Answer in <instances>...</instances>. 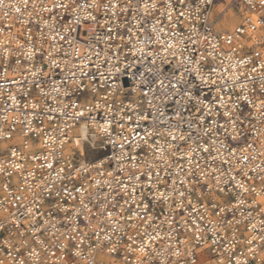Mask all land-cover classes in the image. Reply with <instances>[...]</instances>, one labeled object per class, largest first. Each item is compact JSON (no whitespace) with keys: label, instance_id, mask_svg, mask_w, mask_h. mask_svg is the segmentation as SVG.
<instances>
[{"label":"built area","instance_id":"2783aa9c","mask_svg":"<svg viewBox=\"0 0 264 264\" xmlns=\"http://www.w3.org/2000/svg\"><path fill=\"white\" fill-rule=\"evenodd\" d=\"M214 1L0 0V264H264V0Z\"/></svg>","mask_w":264,"mask_h":264},{"label":"rangeland","instance_id":"374dc122","mask_svg":"<svg viewBox=\"0 0 264 264\" xmlns=\"http://www.w3.org/2000/svg\"><path fill=\"white\" fill-rule=\"evenodd\" d=\"M236 0H215L212 6L213 28L218 32H230L240 20ZM86 154V158H87ZM93 154L91 157H95Z\"/></svg>","mask_w":264,"mask_h":264},{"label":"bare ground","instance_id":"6f19581e","mask_svg":"<svg viewBox=\"0 0 264 264\" xmlns=\"http://www.w3.org/2000/svg\"><path fill=\"white\" fill-rule=\"evenodd\" d=\"M211 21H212V12H211ZM212 27H213V22H212ZM80 135H81V137H79V136L76 137V143H77V147L79 149H82V140L84 138H86V133H85L84 129L80 131Z\"/></svg>","mask_w":264,"mask_h":264}]
</instances>
